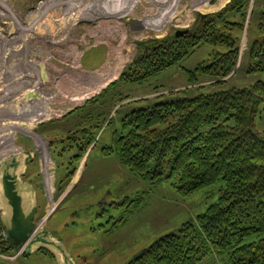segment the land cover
Listing matches in <instances>:
<instances>
[{
  "label": "rangeland",
  "instance_id": "374dc122",
  "mask_svg": "<svg viewBox=\"0 0 264 264\" xmlns=\"http://www.w3.org/2000/svg\"><path fill=\"white\" fill-rule=\"evenodd\" d=\"M218 1L0 0V164L21 153L32 158L47 201L35 238L52 236L56 246L0 254V264H128L217 201L223 182L184 198L168 181L147 185L104 150L133 109L264 80V73H247L250 46L264 38V0H249L227 84L188 82L185 69L215 51L203 44L156 77L108 90L152 42L195 29L201 14L219 13L232 0ZM256 126L264 131V114ZM89 134L91 143L74 162ZM199 264L229 263L215 254Z\"/></svg>",
  "mask_w": 264,
  "mask_h": 264
},
{
  "label": "trees",
  "instance_id": "16d2710c",
  "mask_svg": "<svg viewBox=\"0 0 264 264\" xmlns=\"http://www.w3.org/2000/svg\"><path fill=\"white\" fill-rule=\"evenodd\" d=\"M248 4L249 0H232L219 13L201 15L195 29L152 42L108 90L120 82L142 83L156 77L203 44L215 51L194 70L185 69L188 82L196 85L205 77L214 86L227 84L239 61ZM247 73H264V38L250 46ZM262 114L264 80L243 88L161 98L125 117L123 132L114 134L104 153L115 154L147 185L158 187L168 181L187 198L223 182L217 201L195 222L161 237L128 264H199L215 254L229 264H264V131L256 126ZM81 133L88 135L87 130ZM89 135L85 145L78 146L74 162L91 143ZM13 251L0 219V254Z\"/></svg>",
  "mask_w": 264,
  "mask_h": 264
},
{
  "label": "crops",
  "instance_id": "0c3cea01",
  "mask_svg": "<svg viewBox=\"0 0 264 264\" xmlns=\"http://www.w3.org/2000/svg\"><path fill=\"white\" fill-rule=\"evenodd\" d=\"M32 165V158L22 153L12 162L0 164V219L5 237L12 247L31 236L36 220L45 214L47 208L45 194ZM41 207L44 213L39 216ZM6 233L9 234L8 238ZM51 238L41 234L36 239L32 235L23 252L33 253L41 248L53 250L55 245H51ZM60 253L63 254V251Z\"/></svg>",
  "mask_w": 264,
  "mask_h": 264
},
{
  "label": "water",
  "instance_id": "95a60500",
  "mask_svg": "<svg viewBox=\"0 0 264 264\" xmlns=\"http://www.w3.org/2000/svg\"><path fill=\"white\" fill-rule=\"evenodd\" d=\"M201 15L203 16L204 14H201ZM184 32H186V31H177L176 35H177V36H180V35H181L182 33H184ZM34 232H35V230L32 232L31 236L34 235ZM6 235H7V238H8V237H9V234L6 233ZM31 236H29V238H30ZM29 238L26 239V240H23L21 243H18L15 247H13L14 250H15L16 252H18V253H22V252L24 251V246H25V244L28 242Z\"/></svg>",
  "mask_w": 264,
  "mask_h": 264
},
{
  "label": "built area",
  "instance_id": "2783aa9c",
  "mask_svg": "<svg viewBox=\"0 0 264 264\" xmlns=\"http://www.w3.org/2000/svg\"><path fill=\"white\" fill-rule=\"evenodd\" d=\"M37 231H38V229H37V230L35 229L34 235H36V234H37Z\"/></svg>",
  "mask_w": 264,
  "mask_h": 264
},
{
  "label": "bare ground",
  "instance_id": "6f19581e",
  "mask_svg": "<svg viewBox=\"0 0 264 264\" xmlns=\"http://www.w3.org/2000/svg\"><path fill=\"white\" fill-rule=\"evenodd\" d=\"M10 19V18H9ZM7 20H8V18H7ZM11 20V19H10Z\"/></svg>",
  "mask_w": 264,
  "mask_h": 264
}]
</instances>
